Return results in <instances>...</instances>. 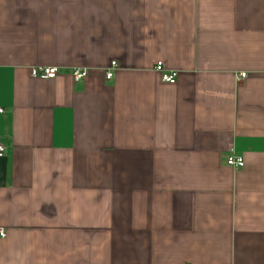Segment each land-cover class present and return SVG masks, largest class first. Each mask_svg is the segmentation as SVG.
<instances>
[{
    "label": "crops",
    "instance_id": "obj_1",
    "mask_svg": "<svg viewBox=\"0 0 264 264\" xmlns=\"http://www.w3.org/2000/svg\"><path fill=\"white\" fill-rule=\"evenodd\" d=\"M0 143V264H264V0H0Z\"/></svg>",
    "mask_w": 264,
    "mask_h": 264
},
{
    "label": "built area",
    "instance_id": "obj_2",
    "mask_svg": "<svg viewBox=\"0 0 264 264\" xmlns=\"http://www.w3.org/2000/svg\"><path fill=\"white\" fill-rule=\"evenodd\" d=\"M116 66V63H112L111 68L106 73L107 81H112L113 79V69ZM156 72H158L161 76L162 82L175 85L178 80V73L173 71H166L164 69L163 63L158 62L155 67ZM59 69L58 68H34L31 70V77L34 79H44V80H55L59 76ZM89 76V72L87 70L82 69H75L72 72V78L75 83H81L85 81ZM246 74L241 75V79H245ZM6 154V148L0 143V158L4 157ZM226 165L228 167L242 169L244 167V161L242 158H236L234 156L228 157L226 161ZM0 237L5 238L6 233L0 230Z\"/></svg>",
    "mask_w": 264,
    "mask_h": 264
}]
</instances>
